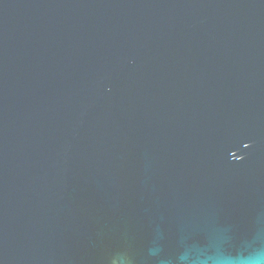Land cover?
Masks as SVG:
<instances>
[{
    "label": "water",
    "instance_id": "obj_1",
    "mask_svg": "<svg viewBox=\"0 0 264 264\" xmlns=\"http://www.w3.org/2000/svg\"><path fill=\"white\" fill-rule=\"evenodd\" d=\"M0 264H264V0H0Z\"/></svg>",
    "mask_w": 264,
    "mask_h": 264
}]
</instances>
